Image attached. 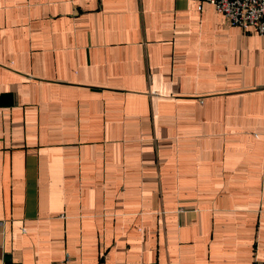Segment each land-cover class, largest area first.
I'll list each match as a JSON object with an SVG mask.
<instances>
[{"label":"crops","instance_id":"crops-1","mask_svg":"<svg viewBox=\"0 0 264 264\" xmlns=\"http://www.w3.org/2000/svg\"><path fill=\"white\" fill-rule=\"evenodd\" d=\"M0 264H264V36L0 0Z\"/></svg>","mask_w":264,"mask_h":264},{"label":"built area","instance_id":"built-area-1","mask_svg":"<svg viewBox=\"0 0 264 264\" xmlns=\"http://www.w3.org/2000/svg\"><path fill=\"white\" fill-rule=\"evenodd\" d=\"M207 2L223 15L228 26L264 36V0H195ZM201 9V6H200Z\"/></svg>","mask_w":264,"mask_h":264}]
</instances>
